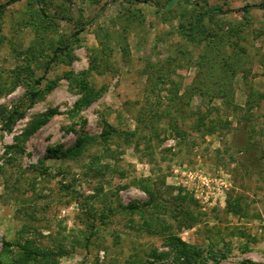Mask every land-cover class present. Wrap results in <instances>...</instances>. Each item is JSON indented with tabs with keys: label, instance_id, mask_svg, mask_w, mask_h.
<instances>
[{
	"label": "rangeland",
	"instance_id": "1",
	"mask_svg": "<svg viewBox=\"0 0 264 264\" xmlns=\"http://www.w3.org/2000/svg\"><path fill=\"white\" fill-rule=\"evenodd\" d=\"M1 4L0 264H264V0Z\"/></svg>",
	"mask_w": 264,
	"mask_h": 264
},
{
	"label": "trees",
	"instance_id": "2",
	"mask_svg": "<svg viewBox=\"0 0 264 264\" xmlns=\"http://www.w3.org/2000/svg\"><path fill=\"white\" fill-rule=\"evenodd\" d=\"M31 1L36 2V0H31ZM135 1L139 3H143V2L151 3V5L155 6L156 8H163V9H167L171 7L173 3H179V2L190 3L191 2V0H166L164 3L159 4V3L154 2L153 0H135ZM194 5L201 10L202 14L204 13L222 14L225 12V11H222L220 8L205 7V6H201L198 4H194ZM4 6L5 4H1L0 8ZM248 7L249 6L244 7V8L247 9ZM40 14L43 17L52 18L51 16L45 14L43 11H40ZM81 29L82 28L80 27L79 30ZM58 50L59 48H56L54 50V56L51 58V60L55 58ZM48 64L49 63H47L45 69L48 68ZM39 82L40 80L37 79L36 83H39ZM81 84L83 86L82 88H83L84 93L81 99L76 102V106L78 108L89 105L92 102V100L97 97V93L93 92L90 86L87 83H85L84 80L81 81ZM42 94H43V91H40V90L31 91L29 95V101H30L29 103L32 104L37 98L41 97ZM23 114L24 113L19 111L18 109H14L12 113L10 114L9 119L12 121L15 115H17L18 117H22ZM51 114H52L51 110L44 113L40 119H37L31 124V127L28 132H33L38 127L43 125ZM210 130L212 131V129H209V131ZM102 137L105 138V136H102ZM91 140H93V137L92 138L89 136L80 137L77 139V141L72 147H69L66 150L61 151V152H59L57 148L52 149V150L50 149V154H52L55 157H59V158L74 157L81 151L83 144H85V142H90ZM146 192L151 194L149 190L148 191L146 190ZM227 208L229 211L234 212L236 214L240 212V205L238 201L232 202L228 200ZM169 240H170L169 245L171 247L170 251L172 252V263L173 264H201V253L197 247L188 244L187 242L181 240L179 237H176V236L169 237ZM5 245H6L5 250H8L7 247H9V244L5 243ZM39 255H41L42 257L43 256L46 257V256H49L50 253H41L39 248L32 247L31 244L21 245L20 249L12 255L9 264H40L41 261L38 259Z\"/></svg>",
	"mask_w": 264,
	"mask_h": 264
}]
</instances>
